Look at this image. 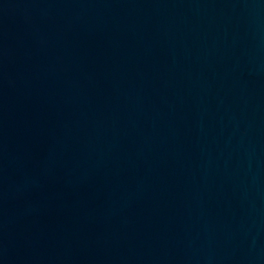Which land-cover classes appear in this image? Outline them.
Wrapping results in <instances>:
<instances>
[{
  "label": "water",
  "instance_id": "obj_1",
  "mask_svg": "<svg viewBox=\"0 0 264 264\" xmlns=\"http://www.w3.org/2000/svg\"><path fill=\"white\" fill-rule=\"evenodd\" d=\"M0 264H264V0H0Z\"/></svg>",
  "mask_w": 264,
  "mask_h": 264
}]
</instances>
